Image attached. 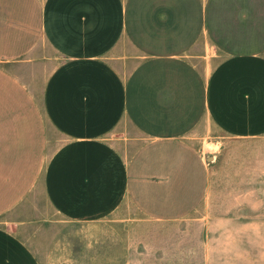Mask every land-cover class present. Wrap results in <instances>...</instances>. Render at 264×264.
<instances>
[{"label": "crops", "instance_id": "obj_1", "mask_svg": "<svg viewBox=\"0 0 264 264\" xmlns=\"http://www.w3.org/2000/svg\"><path fill=\"white\" fill-rule=\"evenodd\" d=\"M124 121L144 142L121 167L107 136ZM206 123L264 136V0H0V264H44L25 220L5 219L44 173L96 236L119 183L149 219L193 214L213 174L192 141ZM51 130L65 141L47 162Z\"/></svg>", "mask_w": 264, "mask_h": 264}, {"label": "rangeland", "instance_id": "obj_2", "mask_svg": "<svg viewBox=\"0 0 264 264\" xmlns=\"http://www.w3.org/2000/svg\"><path fill=\"white\" fill-rule=\"evenodd\" d=\"M211 48L205 46L202 51L210 53ZM221 58L216 53L214 60ZM53 132L55 141L47 162L55 152L52 149L65 141ZM107 137L118 148L121 167L144 142L128 121ZM192 141L211 164L213 174L206 197L188 217L149 219L119 183L118 210L102 217L96 236L94 228H82L87 220L70 219L58 211L44 173L32 194L5 219H15L9 225L16 230L23 223L19 220H25L19 234L33 244L44 264H78L62 248L66 240L74 246L79 264H264V136L232 139L206 123L196 128ZM94 237L96 245H91Z\"/></svg>", "mask_w": 264, "mask_h": 264}]
</instances>
